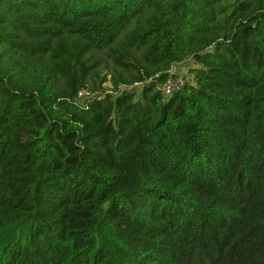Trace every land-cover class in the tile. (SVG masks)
Here are the masks:
<instances>
[{
    "label": "trees",
    "instance_id": "trees-1",
    "mask_svg": "<svg viewBox=\"0 0 264 264\" xmlns=\"http://www.w3.org/2000/svg\"><path fill=\"white\" fill-rule=\"evenodd\" d=\"M223 1L0 0V264H264V0Z\"/></svg>",
    "mask_w": 264,
    "mask_h": 264
},
{
    "label": "rangeland",
    "instance_id": "rangeland-1",
    "mask_svg": "<svg viewBox=\"0 0 264 264\" xmlns=\"http://www.w3.org/2000/svg\"><path fill=\"white\" fill-rule=\"evenodd\" d=\"M232 0H225L222 3L225 5L227 3H229ZM99 60H100V69L107 72L109 70V67L111 66L112 62L110 61V59L106 58L105 55L103 53H95ZM197 65L193 62V60H191L190 58L187 60H184L182 62L179 63H175V71L180 73L183 78L185 80H191V74L187 71L189 67H196ZM107 67V68H105ZM126 89L128 90H137L139 85L137 83L131 84V85H127L124 86Z\"/></svg>",
    "mask_w": 264,
    "mask_h": 264
},
{
    "label": "built area",
    "instance_id": "built-area-1",
    "mask_svg": "<svg viewBox=\"0 0 264 264\" xmlns=\"http://www.w3.org/2000/svg\"><path fill=\"white\" fill-rule=\"evenodd\" d=\"M174 67H175V64L169 67V69L167 70V76L164 79L161 86L159 87V90L163 97H167L170 94L181 89L185 81L183 76L180 73L175 71ZM124 86H127V85H120L119 88H125Z\"/></svg>",
    "mask_w": 264,
    "mask_h": 264
}]
</instances>
